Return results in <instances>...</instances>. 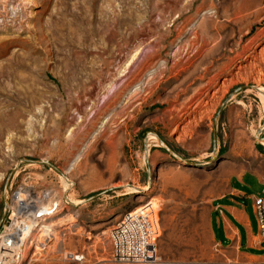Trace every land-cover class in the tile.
I'll use <instances>...</instances> for the list:
<instances>
[{
	"label": "rangeland",
	"instance_id": "374dc122",
	"mask_svg": "<svg viewBox=\"0 0 264 264\" xmlns=\"http://www.w3.org/2000/svg\"><path fill=\"white\" fill-rule=\"evenodd\" d=\"M263 89L264 0H0V234L6 193L33 186L61 206L21 264H116L136 211L151 264L230 262L211 207L264 177Z\"/></svg>",
	"mask_w": 264,
	"mask_h": 264
},
{
	"label": "built area",
	"instance_id": "2783aa9c",
	"mask_svg": "<svg viewBox=\"0 0 264 264\" xmlns=\"http://www.w3.org/2000/svg\"><path fill=\"white\" fill-rule=\"evenodd\" d=\"M51 192H36L33 186L6 193L10 200L8 216L0 234V264H21L32 243V235L41 220L51 219L60 208L49 205ZM47 197V199L45 198ZM46 199V200H45ZM254 210L261 236L264 239V191L254 200ZM159 226L151 213L136 211L126 214L110 233L112 260L116 264H151L158 258ZM70 262L85 264L86 256L70 254ZM211 264H248L239 262Z\"/></svg>",
	"mask_w": 264,
	"mask_h": 264
},
{
	"label": "crops",
	"instance_id": "0c3cea01",
	"mask_svg": "<svg viewBox=\"0 0 264 264\" xmlns=\"http://www.w3.org/2000/svg\"><path fill=\"white\" fill-rule=\"evenodd\" d=\"M264 191L257 172L233 175L224 194L211 207L210 235L227 261L264 264V239L258 228L254 200Z\"/></svg>",
	"mask_w": 264,
	"mask_h": 264
},
{
	"label": "bare ground",
	"instance_id": "6f19581e",
	"mask_svg": "<svg viewBox=\"0 0 264 264\" xmlns=\"http://www.w3.org/2000/svg\"><path fill=\"white\" fill-rule=\"evenodd\" d=\"M261 94H264V89L263 90H261V92H260ZM262 96V95H261ZM264 101V100H263ZM46 199H47V197H45ZM45 199V200H46ZM47 201V203L49 204V205H52V204H56L58 207H60L61 206V202H59V201H57V198H55V196H49V199H47L46 200ZM67 202H69V201H67ZM80 204V203H79ZM69 217V216H68ZM64 219V218H63ZM71 219V218H70ZM72 220V219H71ZM44 221H46V220H41L40 222H38V224L36 225V229H35V231H34V233H33V235L34 234H37L40 238H42V239H44V240H48V239H51L52 237H54L55 236V234H56V227H57V225H54V224H43V223H45ZM60 221V220H59ZM65 221H67V220H65ZM47 222V221H46ZM63 223V222H62ZM62 223H60V225L62 224ZM32 235V236H33ZM38 237V238H39ZM32 238V237H31ZM41 239V240H42ZM41 240H40V242H41ZM46 242V241H45Z\"/></svg>",
	"mask_w": 264,
	"mask_h": 264
},
{
	"label": "water",
	"instance_id": "95a60500",
	"mask_svg": "<svg viewBox=\"0 0 264 264\" xmlns=\"http://www.w3.org/2000/svg\"><path fill=\"white\" fill-rule=\"evenodd\" d=\"M262 140V139H261Z\"/></svg>",
	"mask_w": 264,
	"mask_h": 264
}]
</instances>
